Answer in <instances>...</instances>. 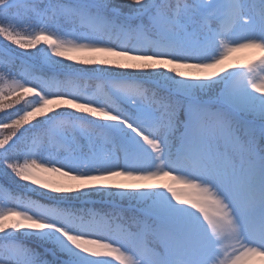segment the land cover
I'll return each instance as SVG.
<instances>
[{"label":"snow or ice","instance_id":"6c2138e0","mask_svg":"<svg viewBox=\"0 0 264 264\" xmlns=\"http://www.w3.org/2000/svg\"><path fill=\"white\" fill-rule=\"evenodd\" d=\"M0 85V264H264V0H0Z\"/></svg>","mask_w":264,"mask_h":264},{"label":"rangeland","instance_id":"374dc122","mask_svg":"<svg viewBox=\"0 0 264 264\" xmlns=\"http://www.w3.org/2000/svg\"><path fill=\"white\" fill-rule=\"evenodd\" d=\"M235 56L238 59V61L240 62V64H244L248 61L249 57L251 56V53H249L247 51H242V52L236 53ZM0 86H2V85H0Z\"/></svg>","mask_w":264,"mask_h":264},{"label":"trees","instance_id":"16d2710c","mask_svg":"<svg viewBox=\"0 0 264 264\" xmlns=\"http://www.w3.org/2000/svg\"><path fill=\"white\" fill-rule=\"evenodd\" d=\"M116 2H118V3H119V2H120V0H116ZM93 87H94V86H93Z\"/></svg>","mask_w":264,"mask_h":264}]
</instances>
